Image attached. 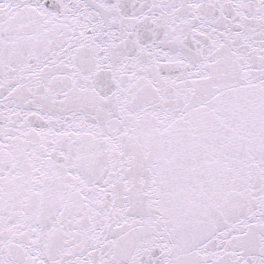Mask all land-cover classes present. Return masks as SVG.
<instances>
[{"label": "water", "instance_id": "95a60500", "mask_svg": "<svg viewBox=\"0 0 264 264\" xmlns=\"http://www.w3.org/2000/svg\"><path fill=\"white\" fill-rule=\"evenodd\" d=\"M0 264H264V0H0Z\"/></svg>", "mask_w": 264, "mask_h": 264}]
</instances>
